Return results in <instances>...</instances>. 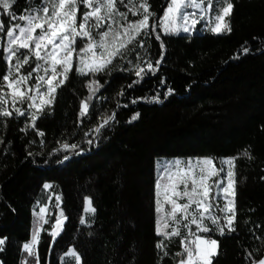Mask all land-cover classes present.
<instances>
[{
	"label": "trees",
	"instance_id": "obj_1",
	"mask_svg": "<svg viewBox=\"0 0 264 264\" xmlns=\"http://www.w3.org/2000/svg\"><path fill=\"white\" fill-rule=\"evenodd\" d=\"M42 2L0 6L2 38ZM169 2L147 0L154 27L103 70L82 74L75 63L35 127L27 101L9 106L12 116H0V264H22L46 183L52 196L36 243L38 264L48 262L57 219L63 231L50 264H61L70 248L80 264H177L181 236L164 242L163 251L156 247L160 157L236 158V231L204 234L218 241L212 264H255L264 257V0H229L231 32L219 35H165L160 21ZM117 6L124 9L119 0ZM82 46L77 40L76 48ZM6 71L0 52V76ZM93 81L98 84L89 88ZM83 102L88 110L81 115ZM107 116L113 118L105 124ZM86 198L96 211L81 224Z\"/></svg>",
	"mask_w": 264,
	"mask_h": 264
},
{
	"label": "snow or ice",
	"instance_id": "obj_2",
	"mask_svg": "<svg viewBox=\"0 0 264 264\" xmlns=\"http://www.w3.org/2000/svg\"><path fill=\"white\" fill-rule=\"evenodd\" d=\"M117 2L118 0H43L42 4L33 8L29 14L18 17L19 21L23 23H16L7 29L5 34L8 37L9 46L5 59L11 66V70L0 76V81H2L0 87L10 90L5 95L11 96L13 105L18 102H28L27 108L34 110L31 112L33 127H35L34 122L40 114L53 104L57 89L67 82L68 74L73 71L74 54L91 53V63L86 64V67L89 71L99 72L111 64L113 59L121 56L127 50V46L133 43L137 37L148 35V30L154 27L149 24V18L154 14L149 11L147 0H142L138 7L134 4V0H128V4L133 5L129 9L132 15L142 17L137 21H128V12H121L117 8ZM12 3L14 0H0L3 10L10 9ZM119 3L128 7L127 4H124V0H119ZM223 3L226 6L219 9L215 16L217 23L211 29L218 34L224 31L231 32L226 17L231 15L234 5L229 0H223ZM80 5H83L86 10L80 15V22L77 26ZM189 8L206 13L213 8V3L212 0H170L163 14L165 32L177 31L175 26L169 27L168 24L171 21L174 25L177 19L182 21L181 26L184 32L190 31L189 22L191 27H195L202 17H197L196 11H187ZM8 15L10 19H17L10 12ZM117 16L128 21L127 25L121 24L119 29H114L112 25L118 23ZM37 30L39 31L37 32ZM94 31L95 36L93 35ZM0 32H4L2 22H0ZM159 38L157 35V39ZM77 39L84 45L79 49L76 48ZM140 46L143 47V42L140 43ZM18 53L19 55H17ZM13 59H15V63H13ZM30 60L35 61L34 66L27 74H22L21 68L28 65ZM80 62L85 63L84 56H80ZM148 67L151 70L153 66L149 63ZM79 71L83 74L84 68H80ZM143 71L144 69L140 68L136 75L139 76ZM34 73L37 75L30 83ZM93 84H98V81H93L89 88H92ZM33 92L35 94H32ZM5 102L4 96H0V105ZM87 110L88 104L83 102L81 115L86 114ZM15 112L19 115L25 114L19 108H16ZM12 115L13 112L7 108H0V116L10 117ZM138 117L139 113L134 115L132 120H136ZM112 118V116H107L104 118V123L107 124ZM96 131H99V128ZM40 134L43 135V133ZM63 147L76 148V145L65 144ZM245 155L247 156L248 153ZM235 159L221 161L219 169L214 166L211 158L198 160L195 164L189 161L186 169H179L182 162L176 161L173 167L177 168V171L168 170L164 177L158 179L155 185V211L158 213L163 211L160 201V197L163 195L164 199L171 204L168 215L177 227L171 233L163 232V228H167L169 225L165 221L162 228L160 220H158L157 235L163 234L164 237L170 239L173 236H181V226L186 230L181 241L183 251L175 254L177 257H182L177 264H212V258L217 255L218 241L198 233L207 234L215 230L223 236L226 229L228 232L236 231V180L233 170ZM225 164L228 165L227 170L223 167ZM221 172L224 173L223 177L220 176ZM213 177L217 179L213 180ZM161 180L165 182L162 184ZM43 187L50 189L51 185L46 183ZM221 194L223 200L226 201L223 207L216 199ZM172 197H176V199ZM179 199L185 200V203H179ZM56 200L59 201L60 197L56 196ZM86 200L89 207L85 211L94 213L96 210L91 207V199L86 198ZM213 209H218L225 215L223 217L215 215ZM45 211L46 209L41 208L40 214ZM178 214L179 219L177 218ZM60 215L66 219L63 212ZM222 219L225 222L223 224L221 223ZM205 221L208 223L206 224ZM80 223L83 224L85 221L81 219ZM56 224L58 227L62 226V220L57 219ZM209 225L215 226V229ZM192 226H195V231ZM52 234L55 236L59 233L53 232ZM36 242L37 235L33 234L32 243H26L23 247L30 256L36 257L38 262L39 257L34 251ZM3 243L4 240L0 239V245ZM156 247L163 251L165 245L160 242ZM164 254L167 255L166 252ZM66 255H73L76 260H79L74 251L66 253ZM255 264H264V259H259Z\"/></svg>",
	"mask_w": 264,
	"mask_h": 264
},
{
	"label": "rangeland",
	"instance_id": "obj_3",
	"mask_svg": "<svg viewBox=\"0 0 264 264\" xmlns=\"http://www.w3.org/2000/svg\"><path fill=\"white\" fill-rule=\"evenodd\" d=\"M140 3L141 2H134V4L136 5V7H138ZM212 3H213V8L212 9H209L206 13L205 12H202L201 10H197V9H192V8L187 9V11H196L197 17H202V19H200V22L197 23L195 25V27H191V24L189 22L190 31L184 32L183 29H182V26H181L182 25V21L180 19H177L175 21V24L174 25H173V23L171 21L168 22L169 27L175 26V28L177 29V31H174V32H165V30H164L165 21H164L163 17H162V19L160 21V28H161V30L163 31V33L165 35H171V34H174V35H178V34L189 35V34H194V33H199V32H207V33L216 34V35H219V34L224 33L225 31L218 34L216 32H213L211 29L213 27H215V25L217 23V21L215 20V16L217 15L219 9L221 7H223V6H226V5L223 3V0H212ZM124 4H127L128 7L126 8V7H124V5L121 4V6H123L124 9H121L119 6H117V8H119V10L121 12H128V21H137V20H139V19L142 18L140 15H135V16L132 15V12L129 11V9L133 7L132 4H128V1L127 2H124ZM31 10L27 11L24 15L29 14V12ZM85 10L86 9L84 8L83 5H80L79 6V12L77 14V26L79 25V22H80V15ZM116 20H117L118 23L112 25V27L114 29H119V27H120L121 24H124L126 26L127 23H128V21H124L119 16L116 17ZM18 23H23V22L18 21ZM100 30L103 31L104 29H100ZM38 31L39 30H37V32ZM93 35L95 36V31L93 32ZM97 39H99V37H97ZM77 40H79V39H77ZM8 46H9L8 37L5 35V37L2 38V35H1V32H0V52H2V54L4 56V60L6 62V66H7V71L6 72H8L9 70H11V66L7 63V61L5 59V57L8 55V53H7ZM97 51H99V49H97ZM75 55L76 54H74L73 59H74V64L76 63L78 70L80 68H84V73L89 72V69H88V67H86V64L91 63L92 54L91 53H87V54L80 53V54H78V58L77 59H75ZM80 56H84V60H85V63L84 64H82L80 62ZM13 63H15L14 59H13ZM21 73H22V71H21ZM36 75H37L36 73L33 74L32 80L29 81L30 83L35 79V76ZM9 91L10 90L6 88V89L2 90L1 91V94H0V96H4V99H5L6 102L4 104H2V106H6V108H8L9 106H13L14 107L16 105V104L13 105L12 99H11V96L10 95H5ZM32 94H35V93L33 92ZM204 158H211V157H188V158H180V157L167 158V157H160V158H157L156 161H155V172H156L157 181H158V179L160 177H164L165 176L166 171H168V170H171L172 172H176L177 171V168L173 167L174 162H176V161H181L182 162L179 165V169H186L187 168V163L189 161H191L193 164H195L198 160H202ZM230 158H233V157H223V158L218 159L217 161H215L213 158H211V159L214 162V166L217 169H219L221 167L220 162L221 161H224V160H228ZM223 167L227 170L228 165L225 164ZM233 170L235 172V167H234ZM197 171H198V169H197ZM223 175H224V173L221 172L220 173V176L223 177ZM215 179H217V178L216 177H213V180H215ZM164 182L165 181L161 180V183L162 184ZM181 188H182V186H181ZM51 196H52V193L49 191V189H44V194H43V196L41 198V201L38 204V208L34 212V226H35V232H34V234L37 235V239H38V236H39V234H40V232L42 230L43 225L47 222L49 201L51 199ZM172 198L173 199H176V197H172ZM216 199L219 200V203H220V206L221 207H223V205L226 203V201L223 200L222 194H221L220 197H217ZM160 201H161V204L163 205V211L160 212V213L157 212V221L160 220V223H161V227L162 228H163L164 222L167 221V223H168L169 226L167 228H163V232L171 233L177 227L176 223L168 215V213L171 210V204L168 203L164 199V196L163 195L160 197ZM178 202L181 203V204H183V203H185V200L179 199ZM88 207H89V205L87 203V200L85 199V209L88 208ZM91 207H92V204H91ZM41 208L46 209V211L43 214H40V209ZM213 213L215 215H218V216H221V217H223L225 215L224 213L219 212L218 209H213ZM92 215H94V213H92L90 211H85L84 210V215H83V218L82 219L85 221V223H83V224H86L89 221V219L92 217ZM177 218L178 219L180 218L179 214H178ZM205 223L207 224L208 222L205 221ZM221 223L222 224L225 223L223 219L221 220ZM209 226L210 227H213V229H215V226H212V225H209ZM192 227H193V231H195L196 230L195 226H192ZM185 233H186V230L183 229V227L181 226V241L184 238V234ZM198 234L205 236L204 233H198ZM159 236L162 237V241L161 242H163V243L166 242L169 239V238L164 237L163 234H161ZM31 243H29V244H31ZM35 249H36V245H35L34 251H35ZM73 251H74V249L73 248H70L67 253H70V252H73ZM74 253L77 255V253L75 251H74ZM262 259H264V257ZM68 262H73L74 264H80V258H79V260H76L73 255H66V253H65L64 255H62L60 257V263L61 264H68ZM22 264H38V262L36 260V257L30 256L25 250H23Z\"/></svg>",
	"mask_w": 264,
	"mask_h": 264
},
{
	"label": "water",
	"instance_id": "obj_4",
	"mask_svg": "<svg viewBox=\"0 0 264 264\" xmlns=\"http://www.w3.org/2000/svg\"><path fill=\"white\" fill-rule=\"evenodd\" d=\"M62 231H63V222H62V226H57V224L55 225V228L53 229L52 233L53 232H58L59 234L58 235H53L52 234V242H51V245H50V248H49V253H48V262L47 264H50V259H51V254H52V251L54 249V246L56 244V242L58 241V239L60 238L61 234H62Z\"/></svg>",
	"mask_w": 264,
	"mask_h": 264
},
{
	"label": "built area",
	"instance_id": "obj_5",
	"mask_svg": "<svg viewBox=\"0 0 264 264\" xmlns=\"http://www.w3.org/2000/svg\"><path fill=\"white\" fill-rule=\"evenodd\" d=\"M93 138H95V136H93ZM182 249H183V247H182Z\"/></svg>",
	"mask_w": 264,
	"mask_h": 264
}]
</instances>
